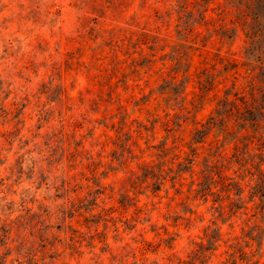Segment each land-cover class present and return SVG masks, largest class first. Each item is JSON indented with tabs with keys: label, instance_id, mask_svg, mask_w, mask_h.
<instances>
[{
	"label": "rangeland",
	"instance_id": "374dc122",
	"mask_svg": "<svg viewBox=\"0 0 264 264\" xmlns=\"http://www.w3.org/2000/svg\"><path fill=\"white\" fill-rule=\"evenodd\" d=\"M227 62L264 94V0H0V264H264L256 177L179 113L206 120L215 102L184 88ZM178 162L181 183L159 187ZM216 170L235 207L195 199ZM142 240L159 245L144 260Z\"/></svg>",
	"mask_w": 264,
	"mask_h": 264
},
{
	"label": "trees",
	"instance_id": "16d2710c",
	"mask_svg": "<svg viewBox=\"0 0 264 264\" xmlns=\"http://www.w3.org/2000/svg\"><path fill=\"white\" fill-rule=\"evenodd\" d=\"M247 8L248 5L243 4V9ZM244 14L245 19H248L249 21L252 20V16H249L247 13ZM178 76V74H175L172 77L174 83H177ZM222 76V78L214 77L211 81L206 80L203 84L202 81L198 79L197 85H193L189 91H186L188 85L184 88V100L189 94H192L193 100H191V102H194L196 99L205 102H215L213 111L208 114V117L204 122H202V119L198 118L203 107L194 111L192 108L184 105L183 107H180L179 113H183L188 118H191L190 122L194 125L195 134L201 133L208 127L206 133L207 136L202 141V144H204L208 136L211 135L214 140L210 143H213V145H218L221 139L223 145L227 146V148L231 145V153L227 159H231L234 164L242 166L246 175H249L250 177L255 176L256 189L254 195L260 193V196H264V94L262 93V90L258 89L259 81L257 77L252 76L244 82H241L238 79L240 76L239 68L233 63L227 62L224 65L222 68ZM242 78L245 79L246 77L243 75ZM229 79L231 81V91L226 92L227 89L223 83ZM156 123L158 124L159 129L167 135L166 142L158 145L160 152L165 153L164 156H167L170 154V147L167 145L168 136L175 135L172 116H170L169 113H166L164 116L158 117ZM183 124L186 125L187 123L182 120L180 125L182 126ZM174 142L175 153L173 156H176V159H180L182 147L185 143L184 136L176 137V140L172 143ZM194 142L199 143L198 140H195ZM224 150H226V148L222 151ZM194 154L198 155L199 153L195 152L194 149H189L188 155L193 156ZM224 155H226V152ZM249 155L252 157H249ZM256 159H259L258 166ZM192 161L193 159L189 158L187 163L192 166ZM180 164L181 162H178L177 167L175 168L172 166L166 167L167 174L165 177L161 178L162 182H159V187L167 180L172 181L173 185L181 183L184 177L183 173H179L178 170ZM163 166L164 165H161L158 168L151 166L152 176L154 177L155 175V173H153L155 169L161 172L165 171ZM96 168L97 167L93 162H88L84 165V170L88 173L94 172ZM208 179L211 181L210 183L207 184L205 180H201L195 184V188L191 189L195 192V199L199 198L203 199V201H207L209 197L217 195L220 197L219 203L221 208L228 207V209H230L233 206L235 207L236 205L230 201V178L224 172H221V170H216L211 171V175ZM77 188L80 187L78 186ZM157 189L159 190L160 188ZM233 194L235 195L237 193ZM239 194H242L241 190L239 191ZM211 201L215 203L218 200L211 198ZM209 237L212 239V236ZM100 242H102V240H100ZM158 248L159 245L150 246L149 243L142 240L137 247L136 253L141 260H144L150 252H156ZM168 248L170 247L168 246ZM171 261L174 264L175 258H172ZM176 262L177 263L175 264H179L178 261ZM230 262L231 264H234L236 261L231 259Z\"/></svg>",
	"mask_w": 264,
	"mask_h": 264
}]
</instances>
